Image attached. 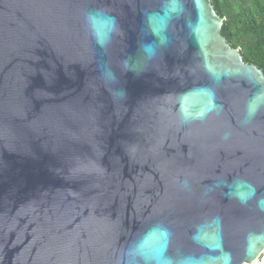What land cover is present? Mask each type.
<instances>
[{
  "label": "water",
  "instance_id": "1",
  "mask_svg": "<svg viewBox=\"0 0 264 264\" xmlns=\"http://www.w3.org/2000/svg\"><path fill=\"white\" fill-rule=\"evenodd\" d=\"M224 20L212 0H0V264L256 261L264 71Z\"/></svg>",
  "mask_w": 264,
  "mask_h": 264
},
{
  "label": "trees",
  "instance_id": "2",
  "mask_svg": "<svg viewBox=\"0 0 264 264\" xmlns=\"http://www.w3.org/2000/svg\"><path fill=\"white\" fill-rule=\"evenodd\" d=\"M225 18L221 32L235 47H240L246 62L264 71V0H212Z\"/></svg>",
  "mask_w": 264,
  "mask_h": 264
},
{
  "label": "clouds",
  "instance_id": "3",
  "mask_svg": "<svg viewBox=\"0 0 264 264\" xmlns=\"http://www.w3.org/2000/svg\"><path fill=\"white\" fill-rule=\"evenodd\" d=\"M88 15H89V18H91L93 14L92 13H89ZM111 20H112L113 30H115L116 27H117V22L115 21V18H111ZM154 54H155L154 52L153 53H150V55H154ZM126 97H127L126 90L123 89V88H121V89H118L116 91L115 95L113 96V99H114V101H116V100H125Z\"/></svg>",
  "mask_w": 264,
  "mask_h": 264
},
{
  "label": "built area",
  "instance_id": "4",
  "mask_svg": "<svg viewBox=\"0 0 264 264\" xmlns=\"http://www.w3.org/2000/svg\"><path fill=\"white\" fill-rule=\"evenodd\" d=\"M252 264H264V249L262 250V252L259 254L258 258L256 259L255 262H253Z\"/></svg>",
  "mask_w": 264,
  "mask_h": 264
},
{
  "label": "rangeland",
  "instance_id": "5",
  "mask_svg": "<svg viewBox=\"0 0 264 264\" xmlns=\"http://www.w3.org/2000/svg\"><path fill=\"white\" fill-rule=\"evenodd\" d=\"M252 264V263H251Z\"/></svg>",
  "mask_w": 264,
  "mask_h": 264
}]
</instances>
